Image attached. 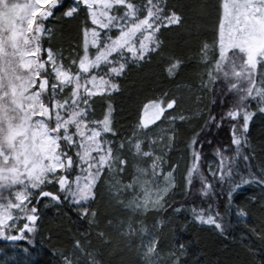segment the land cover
Returning <instances> with one entry per match:
<instances>
[{
	"label": "snow or ice",
	"instance_id": "6c2138e0",
	"mask_svg": "<svg viewBox=\"0 0 264 264\" xmlns=\"http://www.w3.org/2000/svg\"><path fill=\"white\" fill-rule=\"evenodd\" d=\"M197 9L214 13L213 42L197 49L203 65L199 83L178 85L194 95L197 106L183 109L175 95L166 108L150 101L146 118L121 132L113 115L121 78L163 56L162 29L180 26L184 18L166 0H0V264H32L30 249L43 239L41 205L53 202L57 207L67 202L90 226L57 249L59 264H104L103 248L110 255L133 251V264H188V246L175 236L167 239L168 218L188 210L176 206L177 193L184 200L197 193L211 197L207 209H190L193 221L224 235L230 227L224 215L234 210L251 235L264 240V165L245 152L249 123L257 111L264 114V0H207ZM58 13L84 19L82 43L67 55L42 42L55 36ZM183 64L170 55L167 75L178 77ZM209 93L220 98L215 114L199 106ZM225 103L231 107L225 109ZM162 117L170 118L166 137L149 129ZM225 124L231 141L215 147L206 175L203 146L213 141L202 133ZM182 128L191 129L185 151L166 161L165 149L175 147ZM247 186L260 190L259 197H239L255 201L262 214L256 224L247 206L233 203ZM105 192L109 208L122 215L98 207ZM218 197L226 198L224 215ZM240 240L255 253L245 243L247 233Z\"/></svg>",
	"mask_w": 264,
	"mask_h": 264
},
{
	"label": "trees",
	"instance_id": "16d2710c",
	"mask_svg": "<svg viewBox=\"0 0 264 264\" xmlns=\"http://www.w3.org/2000/svg\"><path fill=\"white\" fill-rule=\"evenodd\" d=\"M206 2L207 0H166L169 9L174 8L184 18V23L172 27L171 30L162 29L163 35L160 38L163 41V56H157L150 63L142 66L132 67L127 77L121 78L122 91L120 94H116L117 98L113 102L115 123L121 132H130L132 126L139 123L144 105L150 101L167 103L168 97L175 95L181 101L183 109H194L197 106L194 95L186 87H178V85L199 83L198 75L203 71V65L199 63L197 49L202 43L206 42L211 45L213 42L214 13H206L197 9V5ZM58 15H61V18L54 22L55 36L51 40L45 38L42 42L44 46L50 42L59 45L64 50V54L67 55L70 49H74L82 43L81 26L84 19L69 20L62 14L58 13ZM88 24L90 25L89 21ZM170 55L177 56L184 61L182 67L185 71L178 77L167 75V59ZM195 95L201 94L196 93ZM231 99V95L225 97L226 101ZM219 100L220 98L215 93H209L204 96L199 106L205 111L210 108L215 114L221 110ZM229 107L231 104H224L225 109ZM251 108L256 111L254 103ZM97 116L102 118L99 109ZM194 126L198 129V125ZM190 131V128L180 130V136L175 147L168 151V158L171 161L180 159L181 154L185 151ZM202 135L213 141L212 144L206 142L203 146V170L207 175L208 161L216 159L213 155L215 147L230 143L231 134L227 124H225L220 131L212 128ZM246 139L250 147L246 148L245 152L255 155L254 164L257 166L264 165V151H262L264 149V114L256 112L249 123ZM194 185L197 189L200 187L198 181H194ZM242 195L259 197L260 190L258 187L247 186L246 191L242 189L233 197L234 205L238 204L242 208L247 206L250 222L256 224L262 214L259 208L254 206L255 201L250 202L247 198L239 199ZM44 199L47 200L48 198ZM225 199L217 198L218 210L222 215L226 211ZM211 202V197L204 198L198 193L190 195L187 200L182 199L181 194L177 193L176 206L183 204L188 210L168 218L167 239L169 242L175 236L179 242L188 246L189 251L185 257L188 264H264V240H259L256 236L251 235L249 229L245 228L238 219L234 210L230 214L224 215V223L230 225L224 235H220L213 226L201 225L192 220L190 212L192 207L207 209L208 203ZM98 207L108 211L111 215H122V213H117L109 208L107 192H105L104 199L100 201ZM41 211L44 214L43 239L38 237L35 248H32L36 255V260L32 264H59L60 257L57 255V249L67 246V241L72 237H79L82 233L89 231L90 226L86 220L78 218L77 213L67 202L60 207H57L54 202L47 208H43L41 205ZM162 215L167 216L168 213H162ZM148 223L151 224V218H149ZM49 233L52 234L51 240L48 239ZM242 233H247L250 237V240H246L245 243H251L252 248L256 250L255 253L249 252L242 245L240 240ZM102 251L101 259L104 264H133L135 259V253L126 248L111 255L107 248H103Z\"/></svg>",
	"mask_w": 264,
	"mask_h": 264
},
{
	"label": "rangeland",
	"instance_id": "374dc122",
	"mask_svg": "<svg viewBox=\"0 0 264 264\" xmlns=\"http://www.w3.org/2000/svg\"><path fill=\"white\" fill-rule=\"evenodd\" d=\"M20 2H25V0H20ZM54 22H55V20L52 21V25H54V31H55V24H54ZM44 23H45V25H48V22L47 21H45ZM89 23H90V20H89ZM172 27H176V26H172ZM45 38H47V37H45ZM45 38H42V40L45 39ZM51 44H52V46L55 49H61V47L59 45H57V44L54 45L53 42ZM48 45L47 46H44V47H48ZM161 106L166 108V103H161ZM167 111H171V110H167ZM167 111L165 112V115H167ZM150 116H151V113L149 112L147 118H150ZM142 118H146L145 117V113H144V109H143V112H142L141 119ZM169 120H170V118H169ZM169 120H164V118L162 117L161 118V121H157V124L156 125L150 124L149 125V129L155 128L156 129V135L157 136H165V137L166 136H169V135H171V132L169 131V128H170ZM157 125H160L161 127L160 128H157ZM158 150H159V145H158ZM168 151L169 150L165 149V152L167 153V155L165 157V160L166 161H169V158H168V154L169 153H168ZM180 164H181V170H183L184 161L182 162V160H180ZM164 167L167 168L168 167V163H165ZM161 182H163V181H161ZM0 247H4L3 242H0ZM5 250L8 251L9 254H11L13 251H17V252H20V255L21 256L24 255L22 253V251H20L19 249L13 250V249L5 248ZM30 252H31V255H32V262H34L36 260V255L33 252V249L32 248L30 249Z\"/></svg>",
	"mask_w": 264,
	"mask_h": 264
}]
</instances>
